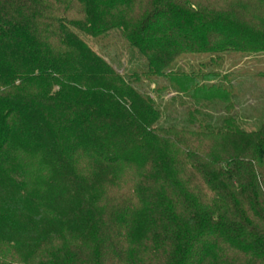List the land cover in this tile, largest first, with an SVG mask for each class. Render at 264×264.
<instances>
[{
	"label": "trees",
	"instance_id": "obj_1",
	"mask_svg": "<svg viewBox=\"0 0 264 264\" xmlns=\"http://www.w3.org/2000/svg\"><path fill=\"white\" fill-rule=\"evenodd\" d=\"M114 30L147 85L84 39ZM227 53L264 0H0V264H264V119L178 67Z\"/></svg>",
	"mask_w": 264,
	"mask_h": 264
},
{
	"label": "rangeland",
	"instance_id": "obj_2",
	"mask_svg": "<svg viewBox=\"0 0 264 264\" xmlns=\"http://www.w3.org/2000/svg\"><path fill=\"white\" fill-rule=\"evenodd\" d=\"M84 39L97 53L106 57L121 73L131 75L136 73L140 75L141 82L147 85L148 81L143 77L146 61L122 38L120 31L114 30L103 38L93 39L84 36ZM200 64H203V67ZM178 67L188 71H198L201 68L205 72L218 71L222 75L229 73L231 75L229 79L235 86L234 90L239 92V94L236 93L239 99L246 100L248 98L247 101H250L248 103L256 106V120L247 123L245 128L256 130L260 127L264 119V54L248 56L240 53H227L220 55V58L215 60H211L210 55L207 54L186 55L182 57ZM251 84L256 87L254 86L253 89ZM153 88L154 85L151 86V89ZM253 90L258 91L257 97L259 100L257 101L262 99V105H258L256 97L249 96ZM211 114L217 115L213 112ZM185 116V123L182 122L180 125L193 129L189 125L188 114H185ZM162 125L164 126V123Z\"/></svg>",
	"mask_w": 264,
	"mask_h": 264
}]
</instances>
